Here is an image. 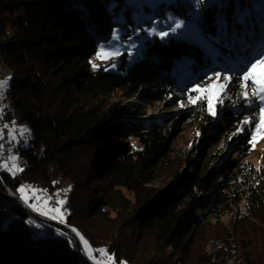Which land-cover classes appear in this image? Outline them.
<instances>
[{
	"label": "trees",
	"instance_id": "1",
	"mask_svg": "<svg viewBox=\"0 0 264 264\" xmlns=\"http://www.w3.org/2000/svg\"><path fill=\"white\" fill-rule=\"evenodd\" d=\"M127 2L0 0V60L12 74L0 118L30 130L26 140H12L23 171L0 170V264H84L62 230L33 235L29 215L6 196L19 198L22 184L52 195L62 214V221H52L75 234L91 264H264V151L259 166L248 159L259 106L255 97H243L242 78L236 82L243 62L232 56L213 63L194 43L153 36L138 42L140 58L124 52L113 70L93 68L90 60L121 25L115 17L123 8L129 17ZM224 3L223 9L203 8L206 34L217 33L218 12L229 20L236 9L248 13L249 30L258 27L264 40L261 0ZM177 9L187 12L182 2ZM217 47L228 52L223 41ZM216 71L232 77L236 108L217 104L213 116L201 97L172 118L169 132L133 115L125 120L126 107L112 100L117 91L138 94L143 104L180 93L196 97L192 89L216 78ZM191 121L199 138L195 134L172 158L175 126ZM206 143L214 147L209 154Z\"/></svg>",
	"mask_w": 264,
	"mask_h": 264
},
{
	"label": "rangeland",
	"instance_id": "2",
	"mask_svg": "<svg viewBox=\"0 0 264 264\" xmlns=\"http://www.w3.org/2000/svg\"><path fill=\"white\" fill-rule=\"evenodd\" d=\"M225 1H227V0H219V2H223V3ZM179 2H182L184 4L185 8L187 9L186 14H184V13L181 15L178 14V12L181 11V10L177 9ZM128 5H129V3H128ZM171 5H173L175 7V9H173ZM129 6L131 7V12H130L129 17H127V15L124 13V10L126 8H123L121 10V12L119 13V15L115 17V20L121 24V25L117 26L115 28V30L116 29H123V32L121 33L122 40L127 39L128 37H126L125 35L129 33V36L130 35L133 36V38L136 40L137 44L139 41L144 42V40L146 38L153 37V36H149L147 34L146 30H150L152 27H157L158 30H169L170 31L169 25L174 26V20L175 19L184 20L187 23L188 21H190L192 19V14L194 12L191 0H147L146 3L142 2L140 7H133L131 5H129ZM211 6H214V4H209L206 7H211ZM254 10H256L260 15V10L258 9L257 6L254 8ZM237 12H239V10L234 9L232 11V15H231L230 19L228 20L229 25H230L229 31H231V25H232V22H233L234 17H235ZM169 17H172L173 20H169ZM252 21H253V19H252ZM180 31H182V30H178V33ZM251 31H253V29ZM253 32L255 33L254 41L258 39L259 44H260L263 40L262 39L263 38L262 37V35H263L262 30H260L257 27L256 30ZM170 37H174L176 39H179V38H177V34H171L170 33L169 37L165 38L162 41H167ZM260 39H261V41H260ZM179 40H184V41L188 42V40H186V39H179ZM122 44H123V41H121L119 44H117L116 42H113V46H109L108 43H103L102 45H105V49H104L105 51L119 50L122 53L132 51V49L127 48V46H121ZM99 51H100V49H99ZM245 55H247V53ZM120 56L121 55H119V56L114 55V56H111L110 58L105 60V59L97 58V55H96L90 60V62L92 64V66L96 65V67H93L95 69L104 66L105 69H107V70H113L114 67H112V65L113 64H115V66L117 65ZM232 56H234L238 62H243V57L237 56V55H232ZM230 69H231V71H233V67H231ZM260 71H261L260 69L257 70L258 73ZM9 77H12V74L7 69V71H5V78L2 79L1 81L5 80ZM213 83L225 84L227 82L222 77L220 78L219 81H217V79L214 78L213 80H209L201 88L210 89L211 85H213ZM9 84H10V81H9ZM256 91H258V89L251 86V82H249V87L247 88L248 96H247V98H245L243 95V97L246 100H251V98H253V97L256 98V102H258V106H259L258 107V119H259L258 124H259L260 123V116H261L260 108L264 107V101H261L259 99L258 95H254V92H256ZM6 93H7V91L3 94V96H0V109H1V103L4 100ZM209 94L210 93H197V95H200L201 97H205L206 99H207V96ZM137 97H138V94H136L135 96H132L130 98H127L126 94L124 92L117 91L113 94L112 100L115 101L116 103L121 104V108H123V106L126 107L127 114L125 117H122L125 120L130 119L131 115H133V116H135L136 121H144V122L155 121V122L161 124V126L167 127L166 129L168 130V132L171 130V127H172V125H171L172 124V121H171L172 118H179L184 113L189 112L191 109V104H192L190 102V99H189V97H191V96H186V95H183L181 93L175 95V99H174V97H170L169 99L155 101V102L150 103V104L140 103V101L137 99ZM221 97H222L221 100H217L214 97L213 103L215 105L219 104L220 106H223V104L226 105V103L229 102L232 106H234V108H236V105L232 104V101H231L232 99L230 98L229 88H227L225 91H223V93L221 94ZM192 98H195V96H192ZM180 107H181V111L174 112L175 109L180 108ZM138 110H142V112L139 113L140 115H137ZM5 125H7V127H5ZM5 128L8 129V131H9V134L7 136L6 141L4 140V135H3V129H5ZM23 128H27V127L24 124L17 125V126L16 125H9L7 123H4L0 118V134H2V138H0V145L5 144L6 142H8L9 144L11 143L13 145L14 142H12V140H14L16 144L20 140H26L29 133L25 132L23 135H21V129H23ZM16 129H18V130L16 131ZM10 134L13 135L15 137V139H9ZM195 134H196V137L198 139L200 136V133L198 131V126H197V124H195L192 121L189 122L188 124H178L177 126H175L174 136H173V139L171 141V153H172L171 157L173 158L174 156L180 155L181 152H183L186 148H188L190 146L191 141L193 139V136ZM252 136H256V139L254 141H252V143L254 145L253 146L254 153L252 155L248 156V159L255 162V164L257 166H259L261 163V159H262L260 155L264 151V133L259 134V133L253 132ZM239 137H240V134L237 133L235 135V137L233 138V140L226 146L225 150L223 151V155H226V153L228 151L230 152V150H232L234 144L238 141ZM203 146H204V150L206 152L205 154H209V152H211V150L214 149V147L212 149L208 148V143H206ZM219 147H220V144L217 145L216 148H219ZM13 156L18 157V154L15 153L12 146L9 147L7 150H5L4 148L0 149V166L5 167L6 170L8 172H10L11 174L13 172H15L14 175H16V174L21 172L17 169H22V166L24 165V163L18 157V159H16V161L14 162L16 164V169H14L12 167L13 161L11 159H9L10 157H13ZM233 158H234V155H233ZM169 178H170V175L168 173L167 175L161 177L160 183L163 184L164 182L168 181ZM21 186H24L25 188L31 187V186L22 184L18 188H20ZM31 188H34V187H31ZM17 193H18L19 198H17L16 196L15 197L20 201V203L22 204L23 207H25L27 210L32 211L37 216L45 219V221H39V220L35 219L31 214H29L25 211L29 215L28 224H29L30 229L33 232V235H35L36 233L39 235H41L43 233L47 234V231L51 227L57 228L56 224L52 221L53 219L50 218V216L55 214V213H50L48 216H46V215H42L40 211H34L33 208L29 206L30 203L34 202V200H30L29 203H25L24 200L21 198V193L18 191H17ZM28 194L32 195L30 192ZM38 194L44 195L43 193H38ZM8 195H11V194H8ZM12 196H14V195H12ZM46 198H47V196H45V199ZM13 202H15V201H13ZM38 207H43V201L40 202V205H38ZM46 207L47 208H56L59 206L51 205V203L49 201ZM56 215H57V219L54 221H58V222L62 221L61 215L60 214H56ZM31 221L35 222L39 226L38 231L32 227ZM65 236L69 237L66 233H65ZM70 239L72 240V238H70ZM85 249L87 250L86 245H85ZM88 254H90L89 251H88ZM100 258L103 259L102 257H100Z\"/></svg>",
	"mask_w": 264,
	"mask_h": 264
},
{
	"label": "snow or ice",
	"instance_id": "3",
	"mask_svg": "<svg viewBox=\"0 0 264 264\" xmlns=\"http://www.w3.org/2000/svg\"><path fill=\"white\" fill-rule=\"evenodd\" d=\"M142 2H147V0H128L129 5L133 7H140ZM194 12L192 14V19L187 23L184 20L175 19L174 26L169 25V30H158L157 27H152L150 30H146L149 36H158L161 40L169 37L171 34H177V38L179 39H186L189 43H194L197 46L201 47L205 50L206 54L212 58L213 63L218 60H229L232 58V55H237L243 57V63L240 65V76L236 77V82L239 83L240 79L242 78L243 84L241 85L245 91L243 95L247 98L248 93L246 89L249 87V82H251V86L258 89V91L254 92V95H258L261 101H264V40L257 45L254 41L255 33L249 30V26L246 22L245 16L248 13L240 14L239 12L236 13L234 20L231 25V31H229L230 25L226 18V15L223 12H218L215 17V25L217 26V33L215 35L206 34L202 27H200L201 21V12L204 7L208 6L209 4H214L221 9L225 8L227 5L223 2H219V0H191ZM115 5H113L114 7ZM261 6L264 8V0H261ZM169 20H173L172 17H169ZM262 21H264V16H262ZM237 26H242V30L238 31ZM178 30H182L178 33ZM135 31V30H134ZM123 29H116L113 30L111 39L108 42L109 46H113V42L119 44L122 41ZM223 41V47L228 50L227 53H221L218 45L221 44ZM121 46H127V48L132 49V51H128L127 54L130 59H137L142 56V44H137L136 40L133 36H128L127 40H123V44ZM105 45L100 46V51L97 53V58L99 59H108L111 56H119L123 55L119 50L116 51H105ZM127 50V49H126ZM247 53V55H245ZM96 67V65H93ZM115 67V64L112 65ZM260 69L261 71L258 73L257 70ZM107 70V69H105ZM231 71V69H229ZM214 75L217 81L220 80L222 73L221 72H214ZM224 80L227 82L225 84H217L213 83L210 89L201 88L197 85L192 91L197 93H210L207 96V108L208 111L213 115L216 116V105L213 103V99L221 100V94L227 88L231 87L232 77L229 75H224ZM11 77L0 81V96L8 90L10 87L9 81ZM214 93V94H213ZM190 102L195 105L201 99L200 95H197L195 98L189 97ZM2 111V110H0ZM260 123L255 125L257 129L261 126H264V107L260 108ZM14 123V122H13ZM246 123H251L247 121ZM7 127V125H5ZM244 129L241 128L240 131ZM25 132H30L29 129L23 128L21 129V135ZM0 138H2V134H0ZM9 139H15L13 135H9ZM256 139V136H252V140L249 142L251 143ZM254 146V145H253ZM3 148V145H0V149ZM13 161L12 167L16 169V164L14 163L18 157L13 156L10 157ZM0 170H6L5 167L0 166ZM19 171H23V169H17ZM13 175L15 172L12 173ZM54 184L57 182H53ZM18 192L21 193V198L24 200L25 203H29L30 200H34L33 203H30L29 206L33 208L34 211H40L42 215L48 216L50 213H55L50 216L51 219L56 220L57 215L60 214L62 218V214L60 213V208H47V204L52 199V195H48L45 199V196L38 193H47V190H40L36 188H25L21 186L17 189ZM32 195H29L28 193ZM53 195L59 196V193H55ZM43 201V207H38L40 202ZM56 203L60 206L66 203L63 199H57ZM75 231V230H74ZM63 234V233H60ZM79 235V233H77ZM83 240V237H80ZM71 243V242H70ZM87 244V241H84ZM74 246V245H73ZM84 250V249H82ZM106 252V250H104Z\"/></svg>",
	"mask_w": 264,
	"mask_h": 264
},
{
	"label": "water",
	"instance_id": "4",
	"mask_svg": "<svg viewBox=\"0 0 264 264\" xmlns=\"http://www.w3.org/2000/svg\"><path fill=\"white\" fill-rule=\"evenodd\" d=\"M1 192V191H0ZM8 198H10L11 200L15 201L16 204L19 206V208L23 211H26L27 213L31 214L35 219L39 220V221H45V219H43L42 217H39L37 216L36 214H34L32 211L30 210H27L25 207L22 206V204L20 203V201L15 197V196H12V195H6ZM56 224V223H55ZM57 228H59L60 230H62L63 232H65L70 238H72L74 244L76 245V248H77V252H78V255L81 259V261L84 263V264H91L90 262H88V260L86 259L85 255H84V252L82 250V247L80 245V242L79 240L77 239V237L75 236V234L70 231L68 228H66L65 226L63 225H60V224H56Z\"/></svg>",
	"mask_w": 264,
	"mask_h": 264
},
{
	"label": "bare ground",
	"instance_id": "5",
	"mask_svg": "<svg viewBox=\"0 0 264 264\" xmlns=\"http://www.w3.org/2000/svg\"><path fill=\"white\" fill-rule=\"evenodd\" d=\"M5 71H7V67H6V65L3 63V61H1L0 60V76H1V80L2 79H4L5 78ZM1 110V109H0ZM178 111H181V107L180 108H177V109H175L174 110V112H178ZM0 113H1V111H0ZM0 117H1V114H0ZM4 130V129H3ZM257 133H264V126H262V127H260L259 129H257ZM8 134H9V131H8ZM4 140H5V138H4ZM3 145H5V144H3ZM22 162V161H21ZM31 224H32V227L35 229V230H39V226L35 223V222H33V221H31ZM39 234H35V236H38Z\"/></svg>",
	"mask_w": 264,
	"mask_h": 264
},
{
	"label": "built area",
	"instance_id": "6",
	"mask_svg": "<svg viewBox=\"0 0 264 264\" xmlns=\"http://www.w3.org/2000/svg\"><path fill=\"white\" fill-rule=\"evenodd\" d=\"M0 81H1V76H0ZM3 135H4V138H5V141H6V139H7V136H8V129H4L3 130ZM12 146V144L10 143H8V142H6L5 143V145H3V148L5 149V150H7L9 147H11Z\"/></svg>",
	"mask_w": 264,
	"mask_h": 264
}]
</instances>
